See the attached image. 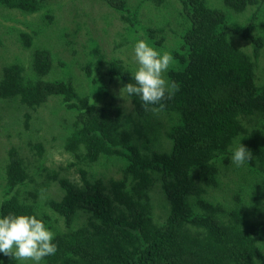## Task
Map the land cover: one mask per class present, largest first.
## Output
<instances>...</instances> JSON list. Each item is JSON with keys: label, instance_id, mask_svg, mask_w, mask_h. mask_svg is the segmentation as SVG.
Instances as JSON below:
<instances>
[{"label": "trees", "instance_id": "16d2710c", "mask_svg": "<svg viewBox=\"0 0 264 264\" xmlns=\"http://www.w3.org/2000/svg\"><path fill=\"white\" fill-rule=\"evenodd\" d=\"M64 1L0 0V43L7 37L19 52L31 50V62L6 53L13 59L2 64L0 101L35 110L56 98L72 115L62 141L73 161L65 169L75 166L79 177L47 165V139L30 135L27 152L11 146L0 157V217L45 221L57 252L41 264H264V0H105L111 13L101 15L124 23V41L147 38L176 61L166 75L179 91L164 109L145 108L133 95L127 112L90 97L107 93L102 77L106 85L134 83L136 62L107 60L89 14L74 27L64 19L58 31L54 10ZM144 3L176 15V25H167L172 38L161 25L168 20H140ZM17 12L48 27L24 29ZM80 24L88 38L77 46ZM48 30L59 35L40 42ZM56 42L74 45L63 48L71 58L52 52ZM78 47L87 56L83 88L75 77ZM239 141L253 158L237 167L231 156ZM98 165L106 171L96 172ZM0 264L20 262L0 253Z\"/></svg>", "mask_w": 264, "mask_h": 264}, {"label": "rangeland", "instance_id": "374dc122", "mask_svg": "<svg viewBox=\"0 0 264 264\" xmlns=\"http://www.w3.org/2000/svg\"><path fill=\"white\" fill-rule=\"evenodd\" d=\"M105 0H66L63 3L64 7L55 8L54 13L56 15V28L59 31L62 25V21L68 20L70 22V26L74 27V20H87L88 14L93 18L92 20L95 23V29L94 31L95 35L101 39L100 45L103 47V49L106 52V58L107 60L112 59H121L126 62V60L134 61V52H133V46L135 42L128 43L124 41V38L122 34L125 33L124 31V23L119 21L116 17L109 15L110 22L108 23L105 18L102 17L101 11L103 9H106L109 13H111L107 6H105ZM215 2V0H212ZM131 5L137 6L136 0H129ZM171 3V2H170ZM173 5V4H172ZM136 8V7H135ZM161 8V7H160ZM172 10L171 7H167ZM1 9V8H0ZM139 11V18L140 20L145 24H161L162 19L164 18L166 23H162L161 25L166 27L164 29V33L166 34V38H172L174 34L170 33L167 30V25L173 26V24L176 25L175 17L176 15L168 14L165 11V8L161 9L160 13L154 12L153 9H151L146 3L142 4L140 7H137ZM14 16L17 18L15 21L16 24L24 29H26L25 25L27 26L28 30L30 28H39L43 27V20H41L40 17H38L36 14H27L22 15L20 12H17L14 14ZM59 16V19L57 20ZM175 16V17H174ZM33 19L32 21H29ZM90 20V21H92ZM152 20V22H151ZM89 24L91 22H88ZM169 23V24H167ZM149 26V25H148ZM48 27V26H44ZM101 27H105V30H101ZM163 27V28H164ZM79 33L78 35H74L73 37L78 41L77 46H82L83 41H85V38H88V33L84 26L80 24L78 27ZM86 31V33H85ZM46 35H38V39L40 42L47 41L48 36L57 37L59 34L57 32L48 30L45 32ZM7 37H3L2 42L5 44L3 46L0 43V75L2 70V64L9 62L13 59V54L7 55L6 53H18V57L22 60L28 55V59L30 58L31 62V56H30V49H23L22 52H19L20 49L16 47L15 41H10ZM54 41V40H53ZM124 42L123 44H121ZM14 44V47H13ZM16 44V45H15ZM34 45V43H33ZM68 46H74L71 42L68 43L66 46L62 45L60 42H56L54 46H51L52 52L57 53L58 55L64 57V58H71V55L68 53L66 48ZM33 47V46H32ZM14 49V50H13ZM78 51L81 54V57L79 56L80 60L83 61L81 64H76L74 66L75 68V77L77 81L80 83V85L85 87L86 84V78L84 76V64L87 63V56L83 53V49L78 47ZM21 51V50H20ZM86 52V51H85ZM125 64V63H124ZM82 65V66H80ZM27 69V67H26ZM26 76H29L28 69L23 72ZM64 72H62L63 74ZM67 71H65V74ZM48 75L52 76V73H48ZM68 78V76H66ZM108 77H102V83L107 87L106 94H103V89H101L102 93H97L91 97V100H97V105L104 104L108 106V104L114 103L119 104L124 107V111H130L133 107L132 98L122 89L123 83L117 80L115 83H109L106 85V81H108ZM102 83L100 85H102ZM5 102L0 101V105L3 106L2 108V118H0V157H3L7 155V150L9 147L14 146L18 147L19 151L24 153L29 150L27 148V145L25 143V140L30 136H36L39 138L40 141L43 139H47L42 141L45 151H46V159L45 163L48 165L55 164L56 167H61L62 169L60 172L62 174H67L70 178L75 179L79 177L78 173L76 172L75 166H72L70 169L65 167L68 164V161H73L72 156L64 151L63 148V138L66 136L69 132V129L71 127V118L72 115L68 110L65 109V107L59 103V101L50 96L48 98V101L46 103L42 104L35 110L25 109L19 106L18 109L14 108L12 104L9 103V106L4 105ZM21 107V108H20ZM55 109H58V111H55ZM25 113H28L29 116L26 117ZM25 124H29L27 127ZM68 125L70 127H68ZM145 134H148V132L144 131ZM56 138H54V137ZM146 136V135H145ZM162 143L165 141L163 140L162 136L160 138ZM144 142L145 139H143ZM162 143H157L158 145ZM167 144H164L163 149ZM111 168V166H110ZM99 171H106L102 166H96V172ZM106 173H109V175H113L114 177H118V171L116 170H109ZM48 192L51 195L55 194V189L53 187L48 188ZM219 196V193L216 194ZM264 214V212H263Z\"/></svg>", "mask_w": 264, "mask_h": 264}, {"label": "clouds", "instance_id": "9594fccd", "mask_svg": "<svg viewBox=\"0 0 264 264\" xmlns=\"http://www.w3.org/2000/svg\"><path fill=\"white\" fill-rule=\"evenodd\" d=\"M133 52L137 65L132 77L134 83L128 82L122 89L130 97L138 96L145 108L158 106L152 110H163V102L179 91L178 82L166 75L176 63L171 51L158 49L147 38H141L134 43ZM240 141L231 156L237 167L253 158ZM54 239L55 233L38 215L9 212L0 217V253L15 258L20 264H41L45 257L54 255L57 252Z\"/></svg>", "mask_w": 264, "mask_h": 264}]
</instances>
